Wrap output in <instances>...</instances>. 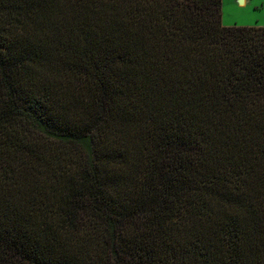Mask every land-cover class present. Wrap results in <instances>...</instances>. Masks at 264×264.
Returning a JSON list of instances; mask_svg holds the SVG:
<instances>
[{
	"label": "trees",
	"instance_id": "16d2710c",
	"mask_svg": "<svg viewBox=\"0 0 264 264\" xmlns=\"http://www.w3.org/2000/svg\"><path fill=\"white\" fill-rule=\"evenodd\" d=\"M221 0H0V264H264V26Z\"/></svg>",
	"mask_w": 264,
	"mask_h": 264
},
{
	"label": "rangeland",
	"instance_id": "374dc122",
	"mask_svg": "<svg viewBox=\"0 0 264 264\" xmlns=\"http://www.w3.org/2000/svg\"><path fill=\"white\" fill-rule=\"evenodd\" d=\"M223 25L264 26V0H221Z\"/></svg>",
	"mask_w": 264,
	"mask_h": 264
}]
</instances>
